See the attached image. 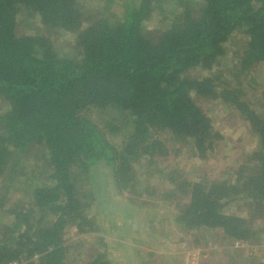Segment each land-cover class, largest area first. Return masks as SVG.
Here are the masks:
<instances>
[{"label": "trees", "instance_id": "trees-1", "mask_svg": "<svg viewBox=\"0 0 264 264\" xmlns=\"http://www.w3.org/2000/svg\"><path fill=\"white\" fill-rule=\"evenodd\" d=\"M261 64L264 0H0V264H70L73 227L104 248L84 264H156L153 208L185 235L262 246L264 91L253 108L243 81ZM201 101L230 107L258 143L226 179L162 167L163 135L200 162L219 151Z\"/></svg>", "mask_w": 264, "mask_h": 264}, {"label": "rangeland", "instance_id": "rangeland-1", "mask_svg": "<svg viewBox=\"0 0 264 264\" xmlns=\"http://www.w3.org/2000/svg\"><path fill=\"white\" fill-rule=\"evenodd\" d=\"M23 17L22 15L20 19L24 20ZM148 28H153V25L149 24ZM22 29L29 33L34 31L33 28L24 26ZM63 40L67 41L68 39L63 38ZM243 41L244 36L237 35L227 44L228 56L223 60V63L226 64L224 68L231 65L233 52ZM193 75L198 74L193 73ZM243 81L244 86L247 87V99L253 103V108L258 107L259 109V105L262 102V93L264 91V64L256 66L252 74L243 78ZM200 105L211 118L215 130L225 138L220 144L219 151L207 161L200 162L193 159L191 154L192 148L189 144L173 142L168 136L163 135L161 139L168 148V155L164 158L165 163L162 164V167L176 169L185 179L192 181H197L202 178L210 180L226 179L232 176V171H234L237 164L241 162L246 152L253 151L257 147L258 143L256 137L249 131L236 112L231 110L230 107L222 105L217 101H201ZM39 167L36 166L37 169H39ZM156 172L155 169L152 170L151 174L155 175H153L151 179L155 178L153 180L155 184L168 190L169 186L166 180H163ZM147 177L150 178L149 174ZM145 199L146 198L142 197V200ZM152 199H154L151 201L153 205L156 203L160 204L161 202V199ZM155 211V208H153L152 211H148L153 219L151 220L150 218L151 224L147 228L149 233L155 230L166 232V237L164 238L166 242L162 244V254L158 258L156 264H172L173 258L180 260L177 264H199L202 260L209 262V264H251L255 261L253 260L255 256H257L258 261L264 257V248L262 249L264 240L262 241L263 245L259 248L250 244L243 245L242 249L229 246V248L226 246L224 247L223 245L227 243V239L222 238L220 231L212 235L211 233L201 231L197 232L194 237H192V233L185 235L178 225L174 224L172 221L169 222L165 220V216L167 215L163 210L156 212L159 215H154L153 213H155ZM229 211L240 216H248L247 209L244 207L240 209L235 206ZM154 220L155 223L159 220H161V222L164 220V222H162L161 225L156 224L155 227H153L152 222ZM73 229L76 228H70L65 234V242L70 245L72 244V247H70L68 251L70 264H72L73 260L75 264H84V260H87L88 255H90L95 248H99L100 252L104 250L103 246H101L98 241V234L78 235ZM229 256H234V261L230 260Z\"/></svg>", "mask_w": 264, "mask_h": 264}, {"label": "crops", "instance_id": "crops-1", "mask_svg": "<svg viewBox=\"0 0 264 264\" xmlns=\"http://www.w3.org/2000/svg\"><path fill=\"white\" fill-rule=\"evenodd\" d=\"M164 238L165 237H162V239L158 240V244L157 245H154V246L151 247L149 244L145 243V247H141V248L146 250V251H149V249H151V248L159 247L160 251H162V249H163V245L162 244L166 242V239H164ZM149 247H151V248H149Z\"/></svg>", "mask_w": 264, "mask_h": 264}, {"label": "built area", "instance_id": "built-area-1", "mask_svg": "<svg viewBox=\"0 0 264 264\" xmlns=\"http://www.w3.org/2000/svg\"><path fill=\"white\" fill-rule=\"evenodd\" d=\"M73 231L76 232V229H73ZM234 247H235V248H242V247H243V244H242V243H236ZM263 247H264V246H263ZM190 260H191V259H190ZM191 261H192V260H191ZM11 264H19V262H13V263H11ZM195 264H198V263H195Z\"/></svg>", "mask_w": 264, "mask_h": 264}]
</instances>
